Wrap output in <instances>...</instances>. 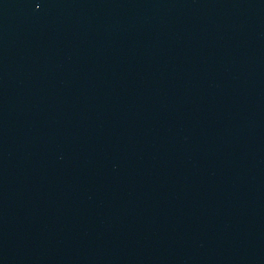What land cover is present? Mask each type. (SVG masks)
I'll return each mask as SVG.
<instances>
[{
  "label": "water",
  "instance_id": "1",
  "mask_svg": "<svg viewBox=\"0 0 264 264\" xmlns=\"http://www.w3.org/2000/svg\"><path fill=\"white\" fill-rule=\"evenodd\" d=\"M0 264H264V0H0Z\"/></svg>",
  "mask_w": 264,
  "mask_h": 264
}]
</instances>
